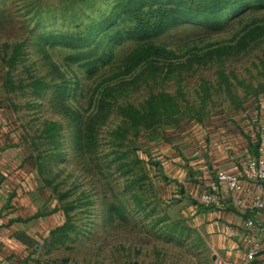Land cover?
Masks as SVG:
<instances>
[{
  "label": "rangeland",
  "instance_id": "1",
  "mask_svg": "<svg viewBox=\"0 0 264 264\" xmlns=\"http://www.w3.org/2000/svg\"><path fill=\"white\" fill-rule=\"evenodd\" d=\"M157 7L187 22L136 32ZM261 105L264 0H0V109L59 215L49 264H224L213 207L180 189L209 175L193 160L218 125Z\"/></svg>",
  "mask_w": 264,
  "mask_h": 264
},
{
  "label": "crops",
  "instance_id": "2",
  "mask_svg": "<svg viewBox=\"0 0 264 264\" xmlns=\"http://www.w3.org/2000/svg\"><path fill=\"white\" fill-rule=\"evenodd\" d=\"M259 109L260 122L264 123V105ZM251 110L244 111L240 119L235 121L239 126L237 132L226 131L228 126L225 123L218 125V131L216 130L214 136L205 143L206 146L203 145L201 153L197 154L198 157L193 163L206 162L204 167L207 170L215 166L229 172H241L246 160L255 155L252 149L254 139L261 140L264 146V132L259 133L257 125L247 116ZM232 125L235 126L234 123ZM9 127L4 112L0 109V264H49L44 259L45 240L50 231L59 226V215L43 212L46 207L45 194L34 179L36 172L30 167L27 156L23 154L19 137L12 134ZM194 144L198 146L200 143ZM169 164L167 161L163 163L167 178L186 185L187 174L180 167L182 165L179 164L178 167ZM201 172L203 175H199L198 180L203 184L201 187L206 188L210 185V175L206 176L204 171ZM193 182V185L188 183V189H180L182 194L179 200L185 201L182 197L200 193L202 188L196 186L194 180ZM253 192L252 185L246 183V190L239 196L250 202ZM259 192L264 194V189ZM221 200V203L207 212L206 218L217 233L215 238L220 242L223 263L264 264V232H256L262 242V248L253 259L248 260L245 257L248 246L239 239L231 238L224 231L225 224L233 227L240 225L241 211L231 206L225 208L223 199ZM256 218L258 225L264 224V209Z\"/></svg>",
  "mask_w": 264,
  "mask_h": 264
},
{
  "label": "built area",
  "instance_id": "3",
  "mask_svg": "<svg viewBox=\"0 0 264 264\" xmlns=\"http://www.w3.org/2000/svg\"><path fill=\"white\" fill-rule=\"evenodd\" d=\"M260 115L259 108H254L247 114L250 121L257 125L259 133H263L264 123L260 122ZM253 144L257 145V152L246 160L245 167L241 172H229L215 166L209 167L210 185L202 188L203 184L198 180L195 185L200 186L202 190L198 195L193 194L189 197L195 208L200 205L214 207L223 199L225 208L231 206L241 213L249 214L245 219H242L239 226L224 225L226 234L231 238L239 239L248 246L245 253L248 260L253 259L261 250L262 242L258 239L257 233L264 232V224L258 225L256 220L261 210L264 209V194L259 192L264 189V146L257 138L254 139ZM246 183L251 184L254 188L250 202L244 201L239 196L246 190Z\"/></svg>",
  "mask_w": 264,
  "mask_h": 264
},
{
  "label": "trees",
  "instance_id": "4",
  "mask_svg": "<svg viewBox=\"0 0 264 264\" xmlns=\"http://www.w3.org/2000/svg\"><path fill=\"white\" fill-rule=\"evenodd\" d=\"M148 13V11L141 10L139 14L134 15L135 19L138 22L137 26H140V28L137 29L136 32H138L139 30L141 31L142 35L146 34L147 32H150V30H152L154 27L157 28V32H161L165 29L167 25L175 26L180 24L181 22L184 23L187 20L186 17L176 13V11L171 8L166 9L164 7H157L155 10L151 11L153 15H149ZM147 15H149L150 20L147 19L146 21L145 17ZM141 19H143V21ZM163 53L164 51L160 47H149L141 51V59L145 60L151 56L158 57ZM252 149L255 152L254 154H256L257 145H252ZM248 215V213H241V218L245 219Z\"/></svg>",
  "mask_w": 264,
  "mask_h": 264
}]
</instances>
